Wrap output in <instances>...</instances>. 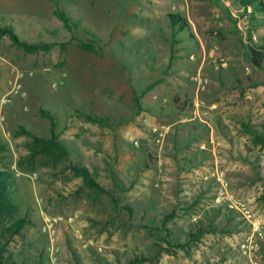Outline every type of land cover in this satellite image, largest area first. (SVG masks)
Wrapping results in <instances>:
<instances>
[{
    "label": "rangeland",
    "instance_id": "obj_1",
    "mask_svg": "<svg viewBox=\"0 0 264 264\" xmlns=\"http://www.w3.org/2000/svg\"><path fill=\"white\" fill-rule=\"evenodd\" d=\"M55 1L79 28H64L49 0H0V29L49 46L28 51L0 33V101L10 65L35 72L26 99L0 106V170L16 176L18 207L0 220L6 260L264 264V64L250 59L264 22L251 25L239 0ZM45 109L68 155L39 154L21 131L52 137ZM47 217L62 220L52 252Z\"/></svg>",
    "mask_w": 264,
    "mask_h": 264
},
{
    "label": "trees",
    "instance_id": "obj_2",
    "mask_svg": "<svg viewBox=\"0 0 264 264\" xmlns=\"http://www.w3.org/2000/svg\"><path fill=\"white\" fill-rule=\"evenodd\" d=\"M49 1L54 4V15L63 23L64 28H66L70 32H73L74 29L80 27V24L73 23V20L71 19L69 13L66 12L64 9L60 8L59 4L55 0ZM238 5L245 11H247L249 7L252 8V11L250 13L251 25L260 26L264 22V0H239ZM170 17L180 20L178 26L181 32H185L186 29L188 30V22L185 19L181 18L179 15H171ZM84 30L88 32L86 29ZM0 33L10 35V37L17 45L24 47L28 51H39L49 47L48 45L43 43L30 44L26 41L21 40L19 36L15 33L13 27L1 28ZM88 34L93 35V37H97V35L92 32H88ZM250 51V59L252 64L258 68H262L264 64V45H262L261 47L252 48ZM152 87L153 86L146 87L145 92L150 91ZM180 109L184 108L180 107ZM42 114L51 121L52 137H50L49 139H43L37 136L33 129H28L26 126H23L21 128V131L32 137L35 142V145L39 148V154L46 153L49 155H53L55 154V151L58 150L59 155H61V153L68 155L67 148L63 147L60 144L59 138L55 134L56 120L51 114V111L45 109L42 110ZM88 118L94 122H99L102 124L105 123V120L99 117L88 115ZM6 150V145L0 142V160L5 157L3 154ZM75 172L77 175L84 178L86 184L91 189H100L98 183H96L95 179L91 176V174L87 171L86 168H81L79 165H75ZM15 185L16 176L12 172L0 170V220L12 218L14 213L18 211V207L14 202V195L16 194ZM25 223V219H19L9 228L10 239L14 238V236L20 235ZM191 238L195 237L192 235ZM5 246H2L0 248V264H13L8 262L5 258ZM39 264L43 263L39 262Z\"/></svg>",
    "mask_w": 264,
    "mask_h": 264
},
{
    "label": "built area",
    "instance_id": "obj_3",
    "mask_svg": "<svg viewBox=\"0 0 264 264\" xmlns=\"http://www.w3.org/2000/svg\"><path fill=\"white\" fill-rule=\"evenodd\" d=\"M4 64H6V60L2 56V50L0 47V66H3ZM43 72L49 73L50 68L43 69ZM9 73H10V77L8 80V91L1 98L0 101L1 109L7 106H11L16 100L26 99L28 97V93L24 87V80L26 77H33L35 75V72L33 71L26 72L12 65H10ZM63 83H64V78L62 77L61 79L54 81L52 86L54 88H57L59 85ZM0 120L2 123L6 120L5 114L3 112L0 113ZM74 220L75 217H69L67 219V222L73 223ZM60 221H62L60 218H55V217L45 218L44 231L49 233L51 237V246L48 248L50 252H52L55 249L54 237L57 233L56 226ZM242 248L245 252L248 251L251 252L252 250V246L251 245L249 246L247 244H244Z\"/></svg>",
    "mask_w": 264,
    "mask_h": 264
},
{
    "label": "crops",
    "instance_id": "obj_4",
    "mask_svg": "<svg viewBox=\"0 0 264 264\" xmlns=\"http://www.w3.org/2000/svg\"><path fill=\"white\" fill-rule=\"evenodd\" d=\"M42 2H44V0H42Z\"/></svg>",
    "mask_w": 264,
    "mask_h": 264
}]
</instances>
